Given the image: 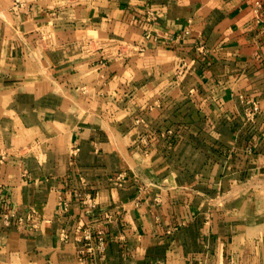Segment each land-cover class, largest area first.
<instances>
[{
    "label": "crops",
    "instance_id": "0c3cea01",
    "mask_svg": "<svg viewBox=\"0 0 264 264\" xmlns=\"http://www.w3.org/2000/svg\"><path fill=\"white\" fill-rule=\"evenodd\" d=\"M0 148V264H264V0H0Z\"/></svg>",
    "mask_w": 264,
    "mask_h": 264
},
{
    "label": "built area",
    "instance_id": "2783aa9c",
    "mask_svg": "<svg viewBox=\"0 0 264 264\" xmlns=\"http://www.w3.org/2000/svg\"><path fill=\"white\" fill-rule=\"evenodd\" d=\"M147 19L148 21H152L153 20V14L152 11L148 10L147 11ZM137 50L142 51L143 47L142 46H136ZM258 106L256 104H253V106L249 109V116L250 118H253L256 113L258 112ZM78 151V148L75 147L74 149H72V153L75 154ZM7 154L5 152L2 151V149L0 148V166L2 165V163H4V161L6 160ZM66 205L65 201H60V206L63 207ZM9 218V216L7 214H5V220L7 221ZM61 238L63 240H66L68 238V234L66 233L65 230H62L61 232ZM97 238V242L95 244V246H93V233L91 232V230L89 228H86L82 231L81 235H80V241L83 242V247L79 250L80 251V257L83 259L86 257L87 254H91L93 253V251L96 249L99 252H102L104 250V237L100 232L97 233L96 235Z\"/></svg>",
    "mask_w": 264,
    "mask_h": 264
}]
</instances>
